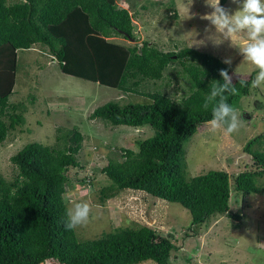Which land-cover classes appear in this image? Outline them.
Returning <instances> with one entry per match:
<instances>
[{
  "label": "trees",
  "instance_id": "1",
  "mask_svg": "<svg viewBox=\"0 0 264 264\" xmlns=\"http://www.w3.org/2000/svg\"><path fill=\"white\" fill-rule=\"evenodd\" d=\"M226 2L220 0L221 5ZM136 12L118 5V0H0V143L25 122L26 101L11 99L20 49L43 46L63 74L131 93H138L146 79L163 78L165 69L177 61L190 91L179 100L160 91L144 92L143 102L110 100L91 112V118L110 126L154 130L138 141V150L122 149L121 159L102 167L110 182L100 190V199H110L123 189L141 190L179 203L189 212L193 227L217 214L240 220L239 213L229 211L230 178L244 196L263 190L256 178L264 175V152L251 150L261 134L244 147L256 169L232 175L210 170L189 179L184 171L185 142L212 118V105L205 109V99L216 81L223 82L219 71L227 69L230 74V67L219 57L191 47L164 51L146 39L138 46ZM114 35L134 43L117 41ZM253 77L254 73L232 79L237 92L228 94L229 104L235 107L248 95ZM241 79L248 86L242 87ZM82 139L77 127L58 128L54 145L31 141L10 156L14 175L7 179L0 173V264L175 262L172 233L164 234L152 224L116 227L92 239H80L76 229L65 228L67 172L80 167L76 153Z\"/></svg>",
  "mask_w": 264,
  "mask_h": 264
},
{
  "label": "rangeland",
  "instance_id": "2",
  "mask_svg": "<svg viewBox=\"0 0 264 264\" xmlns=\"http://www.w3.org/2000/svg\"><path fill=\"white\" fill-rule=\"evenodd\" d=\"M190 3L191 0H118V5L137 11L133 22L137 38L134 42L138 46L146 39L164 51L191 47L223 61L231 57L232 63L228 66L232 79H246L252 73L255 77L258 69L245 61L238 49L243 46L244 39L234 40V46L230 41L215 45L209 39L215 28L203 18L212 9L206 0ZM171 5L176 17L170 11ZM222 6L230 14L238 9V4L232 0ZM206 28L210 31L206 32ZM114 39L134 43L120 35H114ZM17 63L20 70L11 99L25 100L27 108L25 122L10 131L6 140L0 143V173L5 178L14 175L10 156L24 144L38 141L54 145L58 128L77 127L83 135L76 153L80 167L68 170L65 196L68 208L81 201L91 205L88 222L75 228L80 239L96 238L116 227L152 224L164 234L172 233L176 246L172 264H264V175L256 178V184L263 190L245 196L235 190L230 178L229 211L239 213L240 220L217 214L197 227L191 225L189 212L179 203L150 197L141 190L123 189L110 199H100V190L110 182L101 172L102 167L111 160L121 159L122 149L138 150V141L152 136L154 130L149 126H110L91 118V112L110 100L120 104L143 102L144 92L160 91L179 100L190 91L189 82L177 61L165 69L163 78L144 80L138 93L65 75L59 70L57 60L43 46L18 50ZM32 83L35 85L28 89ZM29 92L33 93L32 98ZM235 108L242 119L238 132L230 136L224 135L222 130L213 133L205 124L185 142L187 179L210 170L232 175L257 168L244 147L250 139L261 134L251 150L264 152V87L253 89L250 86L248 95L242 96ZM84 178L86 182L82 183ZM42 264L56 263L45 261Z\"/></svg>",
  "mask_w": 264,
  "mask_h": 264
},
{
  "label": "clouds",
  "instance_id": "3",
  "mask_svg": "<svg viewBox=\"0 0 264 264\" xmlns=\"http://www.w3.org/2000/svg\"><path fill=\"white\" fill-rule=\"evenodd\" d=\"M232 2L238 4V9L230 14L229 10L221 5L220 0H206L212 11L203 18L215 28V33L209 39L215 45L230 41L234 46V40L243 38L245 42L243 46L238 47L239 52L245 61L258 69L251 81V87L262 88L264 87V0H232ZM205 31L210 30L206 28ZM223 63L230 66L231 57ZM219 75L223 82L216 81L203 106L207 109L212 105V118L207 122L209 130L213 133L222 130L224 135L230 136L238 132L242 126L241 113L228 103V94H236L237 89L227 69H221ZM239 83L242 87L248 86L247 81L243 79L239 80ZM90 213L91 205L88 202H75L66 210L65 228L72 230L86 224Z\"/></svg>",
  "mask_w": 264,
  "mask_h": 264
}]
</instances>
